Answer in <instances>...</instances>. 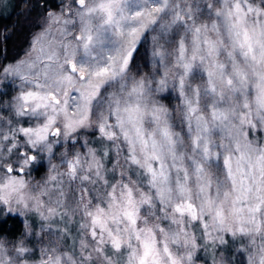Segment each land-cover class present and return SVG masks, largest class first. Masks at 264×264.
<instances>
[{
	"label": "clouds",
	"instance_id": "1",
	"mask_svg": "<svg viewBox=\"0 0 264 264\" xmlns=\"http://www.w3.org/2000/svg\"><path fill=\"white\" fill-rule=\"evenodd\" d=\"M54 3L0 58V264H264V0Z\"/></svg>",
	"mask_w": 264,
	"mask_h": 264
},
{
	"label": "trees",
	"instance_id": "2",
	"mask_svg": "<svg viewBox=\"0 0 264 264\" xmlns=\"http://www.w3.org/2000/svg\"><path fill=\"white\" fill-rule=\"evenodd\" d=\"M54 0H11L6 13H0V32H12L11 37L0 36V58L4 62L12 60V56L22 55L28 45V37L31 29L36 27V19L43 15L49 8H55ZM14 52V53H13ZM12 215H15L14 213ZM12 228L11 234L8 229L14 224L9 218L6 223L0 221V236L13 237L20 232L18 221ZM208 264L211 262L208 261Z\"/></svg>",
	"mask_w": 264,
	"mask_h": 264
},
{
	"label": "snow or ice",
	"instance_id": "3",
	"mask_svg": "<svg viewBox=\"0 0 264 264\" xmlns=\"http://www.w3.org/2000/svg\"><path fill=\"white\" fill-rule=\"evenodd\" d=\"M245 45L248 47L249 51H252V44L250 38L247 35H245ZM229 83H231V81H229ZM177 211L183 212L184 210L178 208ZM129 217L131 219V222L134 224L135 219L131 217V214H129ZM139 238H140L139 234H137V239ZM141 243H142V254L138 257V259L135 253L133 254V259L137 261V264H160V251L155 246L154 241L150 238H145L144 240L141 241ZM113 247L115 248L121 247V240L118 237L113 239ZM163 251L169 257V259H171V253L168 251L167 246L164 247Z\"/></svg>",
	"mask_w": 264,
	"mask_h": 264
},
{
	"label": "rangeland",
	"instance_id": "4",
	"mask_svg": "<svg viewBox=\"0 0 264 264\" xmlns=\"http://www.w3.org/2000/svg\"><path fill=\"white\" fill-rule=\"evenodd\" d=\"M10 1L11 0H0V13H6L7 12L8 8L10 6ZM253 2H255V0H253ZM259 6L261 8H264V3L260 4ZM45 13H46V11H45ZM36 27H39V26L36 25ZM29 35H30V33H29ZM10 56L13 57L12 60H8L5 63H7V62H14L16 59H18L21 56V54L20 55H16V56H13V54L12 55L10 54ZM20 232H21V229H20ZM20 232L17 235L13 236V237L0 236V239H2V238H8L10 242H15L16 239H17V237H19ZM29 258H31V259H39V252L38 251H34L33 253L29 254Z\"/></svg>",
	"mask_w": 264,
	"mask_h": 264
}]
</instances>
